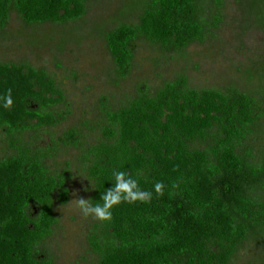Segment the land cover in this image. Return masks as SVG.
<instances>
[{"label":"trees","instance_id":"trees-1","mask_svg":"<svg viewBox=\"0 0 264 264\" xmlns=\"http://www.w3.org/2000/svg\"><path fill=\"white\" fill-rule=\"evenodd\" d=\"M91 1L0 0V38L12 13L27 27L65 26L82 21ZM226 1L134 0L138 20L102 32L117 77L130 74L139 41L174 59L214 37ZM235 3L243 32L264 33V0ZM243 78L246 89L196 88L183 73L155 90L139 85L119 108L102 109L99 138L87 143V121L43 139L66 117L56 109L66 103L61 83L46 68L0 60V96L11 88L14 101L0 102V264H56L44 243L59 224L56 206L70 200L71 172L57 162L64 147L81 149L94 205L114 171L152 191L149 203H121L111 221L95 219L96 264H231L248 240L264 247V56Z\"/></svg>","mask_w":264,"mask_h":264},{"label":"rangeland","instance_id":"rangeland-1","mask_svg":"<svg viewBox=\"0 0 264 264\" xmlns=\"http://www.w3.org/2000/svg\"><path fill=\"white\" fill-rule=\"evenodd\" d=\"M129 6H134V0H92L82 21L65 26L27 27L16 13L11 14L5 36L0 38V60L46 68L65 91L66 103L56 109L66 113V117L51 130L41 132L43 139L49 138V131L62 135L87 121L89 127L84 130V139L93 143L100 135L95 126L102 119L103 108H119L136 94L139 85L155 90L182 73L196 88H225L233 84L246 89L249 86L243 78L244 71L253 60L264 56V33L256 26L243 32V12L235 0L226 1L224 21L215 36L205 43L192 44L185 56L166 58L159 48L139 41L130 74L119 79L102 32L121 22H136L138 14ZM2 140L0 133V155L5 148ZM60 150L62 154L57 162L65 168L68 166L72 175L68 184L69 202L77 195L90 199L91 191L79 169L81 149ZM55 211L59 224L44 245L54 255L56 264H96L89 245L95 219H85L70 203L57 205ZM231 264H264V247L248 240Z\"/></svg>","mask_w":264,"mask_h":264},{"label":"clouds","instance_id":"clouds-1","mask_svg":"<svg viewBox=\"0 0 264 264\" xmlns=\"http://www.w3.org/2000/svg\"><path fill=\"white\" fill-rule=\"evenodd\" d=\"M0 102H2L5 109L13 106L14 101L11 88L3 96H0ZM113 177L115 181L113 187L107 189L102 194L100 198L102 203L94 205L91 199H85L76 193L73 195H77V198L68 203L77 208L85 219L92 217L102 222H108L112 219V209L121 203H149L151 201L152 191L142 189L137 178H133L132 175L124 171H114ZM164 187L163 182L158 181L154 184V191L157 196L164 195ZM172 187L175 188L177 185L173 183Z\"/></svg>","mask_w":264,"mask_h":264},{"label":"flooded vegetation","instance_id":"flooded-vegetation-1","mask_svg":"<svg viewBox=\"0 0 264 264\" xmlns=\"http://www.w3.org/2000/svg\"><path fill=\"white\" fill-rule=\"evenodd\" d=\"M0 157H1V155H0Z\"/></svg>","mask_w":264,"mask_h":264}]
</instances>
